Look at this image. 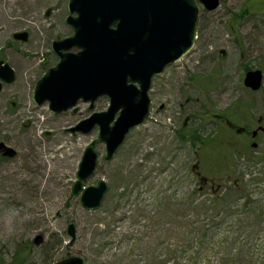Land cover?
Wrapping results in <instances>:
<instances>
[{"label": "rangeland", "instance_id": "374dc122", "mask_svg": "<svg viewBox=\"0 0 264 264\" xmlns=\"http://www.w3.org/2000/svg\"><path fill=\"white\" fill-rule=\"evenodd\" d=\"M68 2L50 0L33 12H20L17 7L10 12V6L0 1V60L15 72L14 81L3 82L0 91V143L5 146L0 149V160L20 163L10 133L30 129L35 119L43 117L40 109L54 120L38 129L39 137L48 141L53 129L58 130L61 139L53 148L68 145L50 154L62 156L69 151L68 169L62 166L59 172V194L41 196L40 185L33 184L32 178L21 183L28 202L19 200L18 193L12 200L0 201V264H13L20 250L25 252L23 264H52L69 256L83 258L84 264H153L164 245L162 240L167 245L175 242L172 219L181 220L197 185L191 172L195 149L188 138L181 137L183 128L197 129L204 139L221 128L223 112L232 115L247 131L236 139L228 138L231 144L239 147L243 141H257L258 147L247 145L249 152L235 154V167L227 171L243 173L249 179L264 166V134L254 140L250 137L259 118L264 124V83L256 92L243 84L247 69L258 68L264 73V7L259 0H222L218 8L208 10L198 1L201 11L195 45L154 77L150 116L130 130L112 159H106V144L97 143L96 169L82 185L96 186L104 180L108 189L101 205L88 209L81 200L83 188L78 193L73 189L84 151L98 138L99 127L89 133L72 132L71 128L92 113L105 111L110 99L99 97L93 108L81 99L58 114L51 111L48 101L37 104L33 99L37 80L59 61L52 43L73 34L66 23ZM3 14L8 15L1 19ZM19 32H27L28 39L14 38ZM219 36L227 42L221 43ZM24 75L31 87L21 103L17 82ZM28 104L32 115L21 114V106ZM235 104L246 111L230 113ZM6 116H17L14 128H1ZM199 169L203 175H221L223 182L228 181L219 168L204 164ZM259 186L258 191L264 192V181ZM70 224L75 227L74 238L68 233ZM248 229L245 238H254L257 257L264 256L263 217Z\"/></svg>", "mask_w": 264, "mask_h": 264}, {"label": "water", "instance_id": "95a60500", "mask_svg": "<svg viewBox=\"0 0 264 264\" xmlns=\"http://www.w3.org/2000/svg\"><path fill=\"white\" fill-rule=\"evenodd\" d=\"M198 1L208 10L216 9L221 2ZM68 7L71 15L66 22L73 34L53 42L59 62L36 82L33 98L37 104L48 100L56 114L75 106L80 99L93 107L99 97L110 98L107 110L94 112L71 128L81 133L100 128L98 138L86 147L79 164L73 189L78 193L83 180L96 169L97 143L106 144V159L110 160L129 131L148 118L152 79L193 48L200 5L197 0H69ZM14 37L25 41L28 33H15ZM14 79L12 67L0 60V91L2 81L10 83ZM263 80L261 69H251L245 74L244 84L258 91ZM259 131L264 133V125L252 130V137ZM3 147L0 143V149ZM251 147H258V143L252 142ZM107 189L104 180L83 188L82 204L88 209L98 208ZM68 233L75 237L73 224ZM53 264H84V260L69 256Z\"/></svg>", "mask_w": 264, "mask_h": 264}, {"label": "trees", "instance_id": "16d2710c", "mask_svg": "<svg viewBox=\"0 0 264 264\" xmlns=\"http://www.w3.org/2000/svg\"><path fill=\"white\" fill-rule=\"evenodd\" d=\"M259 3L264 7V0ZM244 108L235 104L230 113L246 111ZM221 117V128L204 139L195 128L181 130V137L188 138L195 149L196 159L191 163V172L197 177V185L192 188L189 208H185L181 220L172 219L176 224L173 230L175 242L167 245L162 240L164 245L153 264L263 263L264 256L257 257L254 238H245L244 234L249 233L250 226L258 224L262 217L264 219V192L258 191L259 184L264 181V166L258 167L249 179L243 173L235 175L227 171L235 167V154H246L250 149L245 141L239 147L231 144L228 138L234 139L236 135L227 121L234 120L232 115L230 118L224 112ZM204 164L211 169L219 168L222 177L226 176L228 181L223 182L221 175H203L199 168ZM24 257L25 252L20 250L13 264H23Z\"/></svg>", "mask_w": 264, "mask_h": 264}, {"label": "bare ground", "instance_id": "6f19581e", "mask_svg": "<svg viewBox=\"0 0 264 264\" xmlns=\"http://www.w3.org/2000/svg\"><path fill=\"white\" fill-rule=\"evenodd\" d=\"M1 1V0H0ZM50 0H3L6 6H10L9 11L14 12V7L20 12H33L41 7L43 3H48ZM10 11V12H11ZM8 14H3L1 19L7 17ZM221 43L227 42V38L219 36ZM181 75H176V80L181 79ZM17 85L20 86V102L22 103L30 93V84L28 78L20 77ZM31 106H21V114H31ZM39 114L42 118L35 119L33 126L24 132H11V141L15 147V154H19L20 163L13 161L0 160V201L12 200L15 193H18L19 200L28 202L27 196L23 194L24 190L21 183L25 180L34 178L35 185H40V195L48 193L49 196L59 194L61 192V176L60 169H68L69 151L62 156H55L56 152L62 148H68L65 145L61 148L54 149L58 141L61 139L60 132L53 129V133L48 141L39 137L38 129L44 128L45 123L52 124L53 117L48 115L45 109H40ZM17 121V116L4 117L1 128H14ZM51 133V131H50ZM56 147V146H55ZM54 153V154H50ZM55 162L53 163V161ZM63 163L65 165H63ZM29 175V176H28ZM66 174L63 176V178ZM26 182V181H25ZM28 220V219H25Z\"/></svg>", "mask_w": 264, "mask_h": 264}, {"label": "flooded vegetation", "instance_id": "af4514ba", "mask_svg": "<svg viewBox=\"0 0 264 264\" xmlns=\"http://www.w3.org/2000/svg\"><path fill=\"white\" fill-rule=\"evenodd\" d=\"M53 44V43H52ZM55 66V65H54ZM53 67V66H52ZM52 67H49V68H52ZM49 68H47L46 70H48ZM46 72V71H45ZM153 85V84H152ZM137 86H139V84H137ZM152 90V87H151V89H150V91ZM150 91H149V97H150V107H151V103H152V99H151V96H150ZM257 123H258V125H257V127H259L261 124H262V119L261 118H259L258 120H257ZM246 132V130H244L243 132H241V133H237V134H244ZM262 132L261 131H259L258 132V134H257V136L255 137V139L258 137V135L259 134H261Z\"/></svg>", "mask_w": 264, "mask_h": 264}]
</instances>
